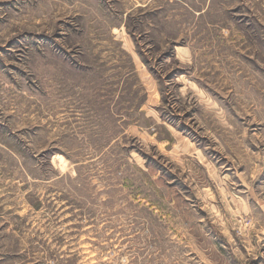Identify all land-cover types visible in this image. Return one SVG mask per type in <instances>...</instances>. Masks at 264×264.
<instances>
[{"label":"rangeland","instance_id":"obj_1","mask_svg":"<svg viewBox=\"0 0 264 264\" xmlns=\"http://www.w3.org/2000/svg\"><path fill=\"white\" fill-rule=\"evenodd\" d=\"M0 264H264V0H0Z\"/></svg>","mask_w":264,"mask_h":264}]
</instances>
